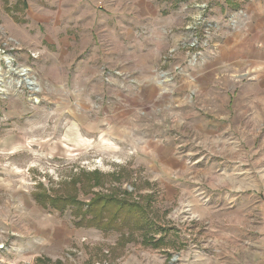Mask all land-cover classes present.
Instances as JSON below:
<instances>
[{"label":"rangeland","instance_id":"374dc122","mask_svg":"<svg viewBox=\"0 0 264 264\" xmlns=\"http://www.w3.org/2000/svg\"><path fill=\"white\" fill-rule=\"evenodd\" d=\"M244 2L0 0V264H264V59L220 47ZM110 198L119 230L76 225Z\"/></svg>","mask_w":264,"mask_h":264},{"label":"crops","instance_id":"0c3cea01","mask_svg":"<svg viewBox=\"0 0 264 264\" xmlns=\"http://www.w3.org/2000/svg\"><path fill=\"white\" fill-rule=\"evenodd\" d=\"M244 1V4L232 7V14L236 13L241 18L233 19V27H228L229 29L224 31L223 44L220 46L234 52L231 58L226 59L234 65L238 64L236 57L244 59L242 52L247 57L245 58V61H248L247 65L256 64L258 60L264 59V0ZM253 54L255 55L252 56ZM223 60L220 57H214L210 63L219 64Z\"/></svg>","mask_w":264,"mask_h":264},{"label":"trees","instance_id":"16d2710c","mask_svg":"<svg viewBox=\"0 0 264 264\" xmlns=\"http://www.w3.org/2000/svg\"><path fill=\"white\" fill-rule=\"evenodd\" d=\"M21 2H23V1H21ZM21 5H24V3H21ZM47 198H49L51 200L50 204L52 206H54L56 208L59 207V204L57 203V201L53 200V197H47ZM70 201H67V202H70ZM75 201H77V200L73 199L71 203H73ZM110 201L112 202V206H114V208H115L114 213L110 214V212H111L110 211L111 210L110 206L111 205L106 204L107 202L105 203L106 206L105 205H100L101 207H98V204H99L100 201H96V202L92 201V202H90L88 204V209H87L86 213L93 214V217H91V218H94L95 216L98 215L99 208H100V214L98 215L99 220L96 221L97 223H93V222L90 221L91 219H88V218H85L84 216H82V219L80 218L79 221L76 223V225L77 226H89V227H91V226L96 227L97 226L104 232L105 231H110L112 229L119 230L122 227L121 225L118 224V223H120V217L122 215H120L121 214L120 207H117V205H121L122 206L123 202L120 203L119 201L112 200V198H110ZM68 204H70V203H68ZM131 206L132 205L127 204V210H129V208ZM96 211H97V213H96ZM105 217H107L106 220H104ZM146 228H148V227H146ZM145 235L146 234H144V236ZM162 237H163L162 235H160L158 238L152 237L151 239L145 237V238L142 239V242L143 243H147L148 245H150L153 248H158V247H161L162 244H164V243H161L162 242Z\"/></svg>","mask_w":264,"mask_h":264},{"label":"bare ground","instance_id":"6f19581e","mask_svg":"<svg viewBox=\"0 0 264 264\" xmlns=\"http://www.w3.org/2000/svg\"><path fill=\"white\" fill-rule=\"evenodd\" d=\"M10 68H11V70H15V71H17L19 74H21V75H25L26 74V71L24 70V68H20V69H14V68H12L11 67V65H10ZM29 81V80H28ZM31 83V82H30Z\"/></svg>","mask_w":264,"mask_h":264}]
</instances>
